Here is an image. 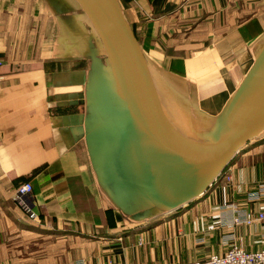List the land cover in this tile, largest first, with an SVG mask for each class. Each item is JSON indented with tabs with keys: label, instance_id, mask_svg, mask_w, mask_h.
Here are the masks:
<instances>
[{
	"label": "crops",
	"instance_id": "obj_1",
	"mask_svg": "<svg viewBox=\"0 0 264 264\" xmlns=\"http://www.w3.org/2000/svg\"><path fill=\"white\" fill-rule=\"evenodd\" d=\"M118 3L166 100L219 117L264 42V0ZM100 49L75 0H0V264H189L263 249L264 221H245L264 212V135L178 212L146 207L144 191L125 193L127 212L113 201L87 148L93 94L118 91Z\"/></svg>",
	"mask_w": 264,
	"mask_h": 264
},
{
	"label": "water",
	"instance_id": "obj_2",
	"mask_svg": "<svg viewBox=\"0 0 264 264\" xmlns=\"http://www.w3.org/2000/svg\"><path fill=\"white\" fill-rule=\"evenodd\" d=\"M75 1L97 35L118 90L93 94L92 123L102 129L89 127L87 148L97 179L126 212V192L134 201L137 191L146 193L151 210L199 202L243 148L264 133V42L222 114L212 119L166 100L118 0ZM128 206L137 211L136 204Z\"/></svg>",
	"mask_w": 264,
	"mask_h": 264
},
{
	"label": "built area",
	"instance_id": "obj_3",
	"mask_svg": "<svg viewBox=\"0 0 264 264\" xmlns=\"http://www.w3.org/2000/svg\"><path fill=\"white\" fill-rule=\"evenodd\" d=\"M23 190L28 192L29 189L26 186ZM19 203L21 204V202ZM254 220L264 221V212L259 213L257 217L249 215L245 222L250 223ZM189 264H264V248L256 251H247L242 247L232 246L221 255L212 254L202 260L192 261Z\"/></svg>",
	"mask_w": 264,
	"mask_h": 264
},
{
	"label": "rangeland",
	"instance_id": "obj_4",
	"mask_svg": "<svg viewBox=\"0 0 264 264\" xmlns=\"http://www.w3.org/2000/svg\"><path fill=\"white\" fill-rule=\"evenodd\" d=\"M155 78H156V77H155ZM262 135H264V133H263ZM262 135H261V136H262ZM261 136H260V137H261ZM224 180L226 181L227 184H230V183L233 181V176H232L231 174H229V175H225ZM172 211H176V212H178V210H172Z\"/></svg>",
	"mask_w": 264,
	"mask_h": 264
},
{
	"label": "trees",
	"instance_id": "obj_5",
	"mask_svg": "<svg viewBox=\"0 0 264 264\" xmlns=\"http://www.w3.org/2000/svg\"><path fill=\"white\" fill-rule=\"evenodd\" d=\"M131 29H132V31H133V33H134L135 37H136V33H135V30H134V28H133V27H131ZM142 50H143V52H144V49H142Z\"/></svg>",
	"mask_w": 264,
	"mask_h": 264
},
{
	"label": "bare ground",
	"instance_id": "obj_6",
	"mask_svg": "<svg viewBox=\"0 0 264 264\" xmlns=\"http://www.w3.org/2000/svg\"><path fill=\"white\" fill-rule=\"evenodd\" d=\"M228 169V168H227ZM224 173L226 174V172L224 171ZM223 177V176H222Z\"/></svg>",
	"mask_w": 264,
	"mask_h": 264
}]
</instances>
